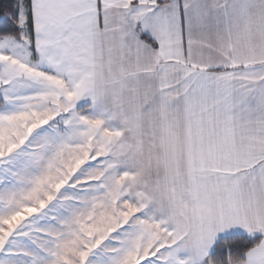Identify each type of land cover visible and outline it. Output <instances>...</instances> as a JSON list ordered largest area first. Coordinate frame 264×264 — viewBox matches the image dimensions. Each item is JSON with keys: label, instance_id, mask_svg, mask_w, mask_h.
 I'll use <instances>...</instances> for the list:
<instances>
[{"label": "snow or ice", "instance_id": "1", "mask_svg": "<svg viewBox=\"0 0 264 264\" xmlns=\"http://www.w3.org/2000/svg\"><path fill=\"white\" fill-rule=\"evenodd\" d=\"M0 264H264V0L7 4Z\"/></svg>", "mask_w": 264, "mask_h": 264}, {"label": "trees", "instance_id": "2", "mask_svg": "<svg viewBox=\"0 0 264 264\" xmlns=\"http://www.w3.org/2000/svg\"><path fill=\"white\" fill-rule=\"evenodd\" d=\"M12 0H0V16L3 15V12L5 11V6L7 4H10Z\"/></svg>", "mask_w": 264, "mask_h": 264}]
</instances>
